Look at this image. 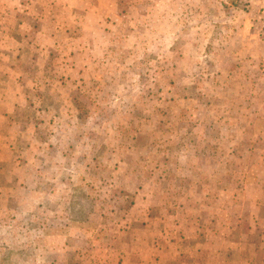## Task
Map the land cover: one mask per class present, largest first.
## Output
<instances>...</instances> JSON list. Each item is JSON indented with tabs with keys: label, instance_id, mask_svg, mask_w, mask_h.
<instances>
[{
	"label": "rangeland",
	"instance_id": "obj_1",
	"mask_svg": "<svg viewBox=\"0 0 264 264\" xmlns=\"http://www.w3.org/2000/svg\"><path fill=\"white\" fill-rule=\"evenodd\" d=\"M84 2L0 0V264H264V0Z\"/></svg>",
	"mask_w": 264,
	"mask_h": 264
},
{
	"label": "crops",
	"instance_id": "obj_2",
	"mask_svg": "<svg viewBox=\"0 0 264 264\" xmlns=\"http://www.w3.org/2000/svg\"><path fill=\"white\" fill-rule=\"evenodd\" d=\"M108 1V4H110V3H113V4H118V1L119 0H107ZM38 3L40 4V3H45V4H48L49 3V0H38ZM87 4H89V5H91V4H93V2H92V0H85V2H84V6H86ZM3 7V6H2ZM10 7V6H9ZM9 7H7V8H9ZM40 12H44V9H41L40 10ZM1 13H5V14H7V11H5L3 8H0V16H1ZM3 16V15H2ZM2 16H1V18H2Z\"/></svg>",
	"mask_w": 264,
	"mask_h": 264
}]
</instances>
